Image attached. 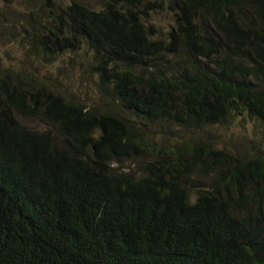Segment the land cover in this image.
I'll return each instance as SVG.
<instances>
[{
	"label": "trees",
	"instance_id": "1",
	"mask_svg": "<svg viewBox=\"0 0 264 264\" xmlns=\"http://www.w3.org/2000/svg\"><path fill=\"white\" fill-rule=\"evenodd\" d=\"M163 1H73L8 23L41 60L85 48L111 101L147 126L198 136L243 115L264 124V0ZM165 9L175 24L159 37L144 18ZM8 76L0 71V264H264V155L190 137L158 149L111 105L94 111ZM148 153L138 175L113 170Z\"/></svg>",
	"mask_w": 264,
	"mask_h": 264
},
{
	"label": "rangeland",
	"instance_id": "2",
	"mask_svg": "<svg viewBox=\"0 0 264 264\" xmlns=\"http://www.w3.org/2000/svg\"><path fill=\"white\" fill-rule=\"evenodd\" d=\"M73 1L88 5L94 10H100L102 0H0V71H9L10 76L6 82L24 89H45L49 92L61 93L67 100H77L94 111L106 110L108 106L114 108L118 117L128 122L141 123L142 131L156 148L173 147L178 139H188L193 142L205 141L213 148L225 150L239 157L264 155V124L253 120L246 115L236 118L230 125H216L203 131L198 136H191L189 132L171 124L148 125L131 112L127 111L116 101H111L106 88L99 83L96 73V61L85 48L59 56L55 61L41 60L34 52L33 47L22 36L20 28L13 26L8 21L15 17L21 20L33 10L47 16L50 7L54 11L65 9ZM151 0H145L147 3ZM165 3L163 0H158ZM148 26H154L159 37L166 36L174 27V16L166 9L150 13L144 18ZM15 81V82H14ZM106 91H105V90ZM16 90V89H11ZM20 90V89H17ZM40 131L48 127L39 119H34L32 125ZM181 143V142H179ZM155 155L138 157L136 160H124V165L115 164L116 173H136L138 175L145 162ZM200 172V171H199ZM192 171L187 174L188 180L197 183V187L204 181L201 174Z\"/></svg>",
	"mask_w": 264,
	"mask_h": 264
}]
</instances>
